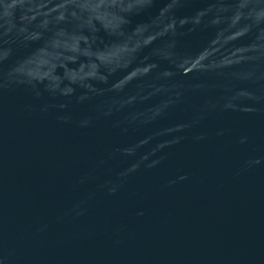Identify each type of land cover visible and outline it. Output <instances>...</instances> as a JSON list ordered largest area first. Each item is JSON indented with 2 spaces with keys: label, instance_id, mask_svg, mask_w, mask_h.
<instances>
[{
  "label": "water",
  "instance_id": "1",
  "mask_svg": "<svg viewBox=\"0 0 264 264\" xmlns=\"http://www.w3.org/2000/svg\"><path fill=\"white\" fill-rule=\"evenodd\" d=\"M107 2L82 7L122 39L90 54L123 92L0 91V264H264V0H155L135 31Z\"/></svg>",
  "mask_w": 264,
  "mask_h": 264
},
{
  "label": "clouds",
  "instance_id": "2",
  "mask_svg": "<svg viewBox=\"0 0 264 264\" xmlns=\"http://www.w3.org/2000/svg\"><path fill=\"white\" fill-rule=\"evenodd\" d=\"M85 2L86 0H69L65 3V0H61L63 8L57 10L56 17L30 20L35 0H0V91L24 87L39 97L43 94V86V91L52 96L75 97L80 102L106 92L124 91V88H115V81L110 79L116 73L124 71L123 64L118 66L107 63L90 54L105 51L108 46L120 42L122 36L109 30L102 21L92 16L89 8L82 7ZM186 2L187 0H175L177 7H182ZM223 2L227 3V0ZM154 3L155 0H140L135 5L138 11L129 9L122 30L126 31L131 26L135 31L139 25L133 26L132 17L144 14ZM106 6L110 12L120 14L119 0L115 4L108 0ZM170 11L171 15L165 19V24H171L172 27L160 38H167L174 48L179 35H182L179 29L184 27L186 18L175 17L176 8ZM41 22H46V26L41 27ZM75 37L80 39H74ZM22 50H27L26 54L20 55ZM46 52L60 55L46 56ZM139 56H143L146 63L151 62L157 68L161 59H167L155 49L150 54H145L143 47L131 53V59ZM158 74L167 77L170 72L163 69ZM59 106L67 108L68 104L61 103ZM43 110L47 111V105ZM81 123L87 125L89 120L85 119Z\"/></svg>",
  "mask_w": 264,
  "mask_h": 264
}]
</instances>
